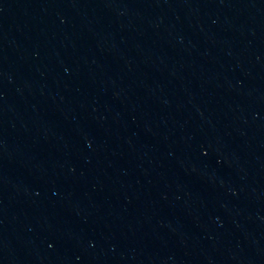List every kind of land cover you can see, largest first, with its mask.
Here are the masks:
<instances>
[{
	"label": "water",
	"instance_id": "obj_1",
	"mask_svg": "<svg viewBox=\"0 0 264 264\" xmlns=\"http://www.w3.org/2000/svg\"><path fill=\"white\" fill-rule=\"evenodd\" d=\"M171 0H0V153Z\"/></svg>",
	"mask_w": 264,
	"mask_h": 264
}]
</instances>
